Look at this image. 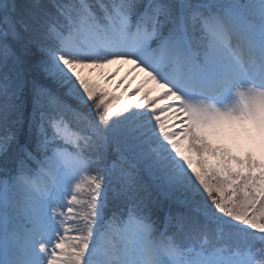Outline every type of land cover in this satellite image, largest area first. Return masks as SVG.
I'll use <instances>...</instances> for the list:
<instances>
[{
	"label": "snow or ice",
	"instance_id": "6c2138e0",
	"mask_svg": "<svg viewBox=\"0 0 264 264\" xmlns=\"http://www.w3.org/2000/svg\"><path fill=\"white\" fill-rule=\"evenodd\" d=\"M258 196L264 0H0V264H264Z\"/></svg>",
	"mask_w": 264,
	"mask_h": 264
},
{
	"label": "rangeland",
	"instance_id": "374dc122",
	"mask_svg": "<svg viewBox=\"0 0 264 264\" xmlns=\"http://www.w3.org/2000/svg\"><path fill=\"white\" fill-rule=\"evenodd\" d=\"M82 74L86 77L89 78L91 80H93L94 82L99 83L102 87L108 89L109 91L114 92L116 95L119 96H123L125 99H128L130 97V93L132 92L133 89L136 88L137 84L145 78V76H139L137 79L134 78V76L132 77H128V79L124 82V85L121 86L120 88H116L115 85H110L108 82L105 83L104 79H101L100 77H96L93 73L90 72H86V71H81ZM122 78V77H121ZM120 78V79H121ZM119 79V80H120ZM125 85H130L128 92H124V86ZM147 88H154L155 86L152 84H149L146 86ZM159 91V90H158ZM153 95H156V92H153ZM131 102L135 103L138 99V97L132 96L131 98ZM178 123V122H177ZM258 183V181H257ZM242 191V190H241ZM240 193V192H239ZM241 201L243 200L244 197V192L242 191V195H241ZM238 200L234 199V203H237ZM259 215V213H258ZM69 235H72V233H69Z\"/></svg>",
	"mask_w": 264,
	"mask_h": 264
},
{
	"label": "bare ground",
	"instance_id": "6f19581e",
	"mask_svg": "<svg viewBox=\"0 0 264 264\" xmlns=\"http://www.w3.org/2000/svg\"><path fill=\"white\" fill-rule=\"evenodd\" d=\"M132 67L131 64L129 63H115L112 65H108L104 68H96V69H89V68H84V69H78V71H86V72H90L93 73L96 77H100L101 79H103V74L112 72V71H118V75L115 77V79H113L112 81L108 82L110 85H116V82L123 76L127 75L130 68ZM134 76L135 79H137L139 76H145V74L143 72L140 71H136V72H132L130 75H128V77H132ZM123 86V85H121Z\"/></svg>",
	"mask_w": 264,
	"mask_h": 264
},
{
	"label": "trees",
	"instance_id": "16d2710c",
	"mask_svg": "<svg viewBox=\"0 0 264 264\" xmlns=\"http://www.w3.org/2000/svg\"><path fill=\"white\" fill-rule=\"evenodd\" d=\"M235 198V197H234ZM242 197H240L239 199H237V197H236V200H238V202L237 203H239V204H243L244 203V200H240ZM110 215V214H109Z\"/></svg>",
	"mask_w": 264,
	"mask_h": 264
}]
</instances>
